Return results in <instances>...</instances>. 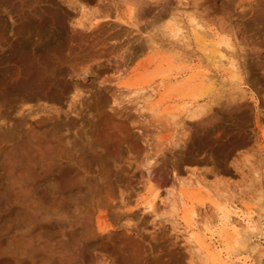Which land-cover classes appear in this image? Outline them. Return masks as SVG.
<instances>
[{
    "label": "rangeland",
    "instance_id": "rangeland-1",
    "mask_svg": "<svg viewBox=\"0 0 264 264\" xmlns=\"http://www.w3.org/2000/svg\"><path fill=\"white\" fill-rule=\"evenodd\" d=\"M6 199L0 264H264V0H0Z\"/></svg>",
    "mask_w": 264,
    "mask_h": 264
},
{
    "label": "bare ground",
    "instance_id": "bare-ground-1",
    "mask_svg": "<svg viewBox=\"0 0 264 264\" xmlns=\"http://www.w3.org/2000/svg\"><path fill=\"white\" fill-rule=\"evenodd\" d=\"M192 31H194V34H195V36H196V38L197 39H200L201 37H202V35H204L203 34V32H200V31H198L197 29H195L194 28V30H192ZM200 33H202L201 35H200ZM207 35V34H206ZM185 37V36H184ZM60 54V53H59ZM215 58H217L216 60H218V62H220V64L222 65V63L223 62H225V61H229V64H231V65H233V63L232 62H230V59L229 58H226V56H225V54H223L222 52H219V54L217 55V56H214ZM216 62V61H215ZM36 81V80H35ZM34 83V82H33ZM22 84V85H21ZM21 84H19L20 86H22L24 89H28L29 88V85L31 86V84H32V82H31V84L28 82V81H22V83ZM35 84V83H34ZM18 85V84H17ZM33 86H35V85H33ZM43 85H37V87L36 88H41V89H43ZM21 88V87H20ZM22 88V89H23ZM6 92V91H5ZM43 92V91H42ZM3 94H6V93H3ZM57 94V93H56ZM3 96V97H2ZM1 96V98H3L2 100H3V103H7V104H9V103H11L10 102V99L8 98V97H5V95H2ZM8 96V95H7ZM10 97V96H9ZM13 100V99H12ZM14 102V101H13ZM45 121L46 120H40L39 121V123H37V124H39V126H44V124H46L45 123ZM41 139V140H40ZM39 139V146L42 148V150L44 151V152H46V143H45V140H43L42 138H40ZM14 188V187H13ZM160 197V196H159ZM158 199H160L161 200V197L160 198H158V195H155L154 196V199H153V201L150 203V205H149V207L150 208H153V209H156V208H158L157 206H158V203H157V200ZM168 199H170V198H168ZM7 201H6V204L5 203H3V204H5L6 206H8L9 208L7 209V210H5V205H4V207L2 206V204H0V217L1 216H3V212L5 211L7 214L6 215H12V219H13V212L15 211V206L17 205L16 204V202H17V200H15V202H11L10 203V201H9V199H6ZM40 209L38 210V212H36V220H37V223H38V225H39V227L40 228H44V226H45V212H44V208H43V201H42V199L40 198ZM4 201V200H3ZM1 203H2V201H1ZM15 205V206H14ZM39 206V205H38ZM160 206V205H159ZM31 206L30 205H28V208H30ZM30 209H32V208H30ZM161 209V208H160ZM219 211H220V214H221V216H222V220L224 221V223L227 225V227L229 228V230L231 231V234L233 233V235H240V227H239V224H238V222L237 221H235V220H232L231 219V214L233 215L234 213L232 212V211H226L224 208H219ZM16 212V211H15ZM31 212H33V211H31ZM232 212V213H231ZM26 214L28 215V214H30V212L28 211V210H26ZM237 214V213H236ZM235 215V214H234ZM35 216V215H34ZM15 217H14V219L13 220H11L12 222H11V225H9V224H7V225H9V226H7L6 225V223L5 224H0V235L1 236H7V237H10V236H13L14 234H15V227H16V225H15ZM16 220H17V218H16ZM253 221V220H252ZM251 221V218L250 217H248V222H247V224H248V228L249 229H251L252 231H253V235L255 236V237H258L260 234H261V232H262V228H261V225H260V220L257 222L256 221V223L255 222H252ZM192 223H190V225H191ZM188 225V224H187ZM194 225V224H193ZM193 225H191L190 226V229H192V227H193ZM174 226V225H173ZM178 226V225H177ZM196 227V226H195ZM177 229V228H176ZM195 229V228H194ZM196 232V231H195ZM193 233V231H192V233L190 234V239L195 243V245H198V246H200V247H203L204 246V241L201 239V237L199 236V234H197V233ZM227 234V233H226ZM25 236H27V235H25ZM28 237H30V236H28ZM39 237V240H41V239H43V237H41V236H38ZM32 238V237H31ZM25 243H26V241H24ZM205 245H206V243H205ZM207 246V245H206ZM259 247H260V243H259V241H256V242H247V246L245 247V251H247L250 255H252L253 253H255L258 249H259ZM239 253H240V250L239 249H237V250H235L232 254H230L228 257H227V261H226V264H246L245 263V261H243L242 260V258H240L239 257ZM212 256H214V258L213 259H215L216 261H218L219 260V256H218V254H215V255H212ZM11 259H10V257H6L5 259H4V261H3V263L2 264H10L11 263V261H10Z\"/></svg>",
    "mask_w": 264,
    "mask_h": 264
}]
</instances>
